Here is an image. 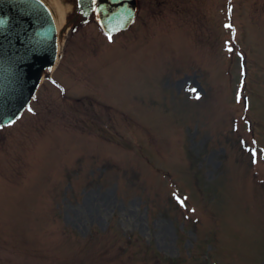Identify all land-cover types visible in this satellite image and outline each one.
<instances>
[{"label": "rangeland", "instance_id": "374dc122", "mask_svg": "<svg viewBox=\"0 0 264 264\" xmlns=\"http://www.w3.org/2000/svg\"><path fill=\"white\" fill-rule=\"evenodd\" d=\"M139 3L65 30L0 130V264H264V0Z\"/></svg>", "mask_w": 264, "mask_h": 264}, {"label": "water", "instance_id": "95a60500", "mask_svg": "<svg viewBox=\"0 0 264 264\" xmlns=\"http://www.w3.org/2000/svg\"><path fill=\"white\" fill-rule=\"evenodd\" d=\"M99 21L109 34L126 30L137 13L136 0H99ZM78 0L83 17L95 7ZM0 113H22L35 95L45 72L57 59V30L48 9L38 0H0Z\"/></svg>", "mask_w": 264, "mask_h": 264}, {"label": "snow or ice", "instance_id": "6c2138e0", "mask_svg": "<svg viewBox=\"0 0 264 264\" xmlns=\"http://www.w3.org/2000/svg\"><path fill=\"white\" fill-rule=\"evenodd\" d=\"M38 2L40 4H43L44 0H38ZM92 4H93V6H97L99 4V0H92ZM95 12H96L97 16H99L101 9L97 6V7H95ZM6 24H7L6 20H0V26H6ZM101 24L103 25V20H101ZM224 27L232 31L233 40H234L235 39V26L231 22V15L228 16V22L224 24ZM112 38H113L112 34L109 33L108 34L109 41H111ZM225 47H226L228 53L233 52V44H232L231 40L225 42ZM241 75L242 76L245 75L244 70L241 71ZM53 83H55V82H53ZM191 91L196 94L197 98L200 97L199 91H197L194 88L191 89ZM236 99H237L238 103L241 102V100H243L245 109L248 108L247 98L244 97V95H243V86H241V88L237 91ZM28 111L34 112V109L31 107V105L28 106ZM22 115H23L22 113H18L15 115H8L7 113H0V129H3L5 127H11L12 125L16 124L17 121L22 118ZM238 130H239V125L237 124V131ZM241 144L244 145L246 150L251 154L252 162L254 164L259 163L260 151H264V150H258L257 148L248 145L247 141H245V140H241ZM176 199L181 206L186 207L185 198H182L180 196H176ZM192 211H195V209H193Z\"/></svg>", "mask_w": 264, "mask_h": 264}, {"label": "bare ground", "instance_id": "6f19581e", "mask_svg": "<svg viewBox=\"0 0 264 264\" xmlns=\"http://www.w3.org/2000/svg\"><path fill=\"white\" fill-rule=\"evenodd\" d=\"M43 4L47 7V9L49 10V12L51 13L56 29H57V34H58V48L59 51L61 49V44L62 43V33L64 30V27L67 23V14L68 12L71 10V6L68 4H66L64 1L62 0H44ZM58 60L56 62L55 67L57 66ZM55 68H53L54 70ZM48 70V72L53 71Z\"/></svg>", "mask_w": 264, "mask_h": 264}, {"label": "flooded vegetation", "instance_id": "af4514ba", "mask_svg": "<svg viewBox=\"0 0 264 264\" xmlns=\"http://www.w3.org/2000/svg\"><path fill=\"white\" fill-rule=\"evenodd\" d=\"M83 25V22H80L76 25H74L75 27L72 26V28H74V30H76L79 26ZM73 30V29H72Z\"/></svg>", "mask_w": 264, "mask_h": 264}]
</instances>
